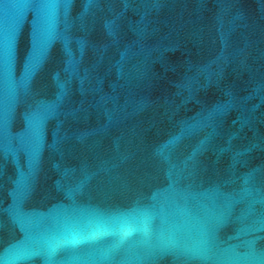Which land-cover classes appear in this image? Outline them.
Returning a JSON list of instances; mask_svg holds the SVG:
<instances>
[{"label": "water", "instance_id": "water-1", "mask_svg": "<svg viewBox=\"0 0 264 264\" xmlns=\"http://www.w3.org/2000/svg\"><path fill=\"white\" fill-rule=\"evenodd\" d=\"M0 264H264V0H0Z\"/></svg>", "mask_w": 264, "mask_h": 264}]
</instances>
